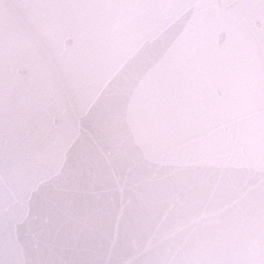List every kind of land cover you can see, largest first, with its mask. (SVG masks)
Wrapping results in <instances>:
<instances>
[{"label":"water","instance_id":"95a60500","mask_svg":"<svg viewBox=\"0 0 264 264\" xmlns=\"http://www.w3.org/2000/svg\"><path fill=\"white\" fill-rule=\"evenodd\" d=\"M0 264H264V0H0Z\"/></svg>","mask_w":264,"mask_h":264}]
</instances>
